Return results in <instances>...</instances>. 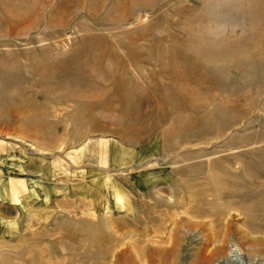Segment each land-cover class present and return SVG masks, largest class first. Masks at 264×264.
Masks as SVG:
<instances>
[{"label":"rangeland","instance_id":"rangeland-1","mask_svg":"<svg viewBox=\"0 0 264 264\" xmlns=\"http://www.w3.org/2000/svg\"><path fill=\"white\" fill-rule=\"evenodd\" d=\"M209 251L264 264V0H0V264Z\"/></svg>","mask_w":264,"mask_h":264},{"label":"bare ground","instance_id":"bare-ground-1","mask_svg":"<svg viewBox=\"0 0 264 264\" xmlns=\"http://www.w3.org/2000/svg\"><path fill=\"white\" fill-rule=\"evenodd\" d=\"M181 89V88H180ZM180 89H178V90H180ZM177 90V89H176ZM182 92V91H181ZM180 94V93H179ZM182 94V93H181ZM184 97V96H183ZM194 198H196V197H194ZM214 199V198H213ZM197 203V202H196ZM200 211H196V217L199 219V221H201V220H203V219H205V218H210V221H209V223H211V224H214V223H217V221H219V224L220 225H223L224 227H226V228H228L229 227V224L231 223V219L233 218V215H231V213L230 214H228V217H229V219H226L225 218V216L226 215H223L222 217H221V215H220V217H219V215L218 214H220V212H219V210H217V209H215V208H212V206L211 207H208V208H206V209H199ZM227 217V218H228ZM225 218V219H224ZM204 221V220H203ZM192 222V221H191ZM196 221H194V223L192 224V226H194L195 228H197L198 229V227H200L201 226V224L202 223H200V222H196ZM203 223H206V222H203ZM208 223V224H209ZM207 224V223H206ZM210 224V225H211ZM174 231L176 230V229H173ZM177 231V230H176ZM176 231H175V233H176ZM171 232V231H170ZM173 233V232H172ZM172 233H170V234H172ZM226 233V232H225ZM175 235V234H174ZM173 246L174 247H172V249L174 250V254H175V251H176V249L178 248V246H179V242L177 241V242H175L174 244H173ZM169 249V248H168ZM170 250V249H169ZM214 250V249H213ZM210 252V251H209ZM169 253H171V255H172V251L171 252H169ZM177 254V253H176ZM206 254V253H205ZM208 255H206V256H204L203 257V259H202V257H201V255H200V257H201V259H202V262H200L199 264H213L214 263V256H215V254H216V252H214V251H211L210 253H207ZM199 259V258H198ZM197 264V263H196Z\"/></svg>","mask_w":264,"mask_h":264},{"label":"crops","instance_id":"crops-1","mask_svg":"<svg viewBox=\"0 0 264 264\" xmlns=\"http://www.w3.org/2000/svg\"><path fill=\"white\" fill-rule=\"evenodd\" d=\"M16 192V191H15ZM29 195V194H28ZM28 197V196H27ZM27 197L26 198H22L21 199V201H26L27 202V200H30V199H27ZM27 199V200H26Z\"/></svg>","mask_w":264,"mask_h":264}]
</instances>
